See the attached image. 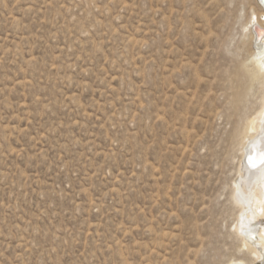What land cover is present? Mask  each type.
I'll use <instances>...</instances> for the list:
<instances>
[{
  "label": "rangeland",
  "instance_id": "374dc122",
  "mask_svg": "<svg viewBox=\"0 0 264 264\" xmlns=\"http://www.w3.org/2000/svg\"><path fill=\"white\" fill-rule=\"evenodd\" d=\"M259 9L0 0V264H264L234 229Z\"/></svg>",
  "mask_w": 264,
  "mask_h": 264
},
{
  "label": "bare ground",
  "instance_id": "6f19581e",
  "mask_svg": "<svg viewBox=\"0 0 264 264\" xmlns=\"http://www.w3.org/2000/svg\"><path fill=\"white\" fill-rule=\"evenodd\" d=\"M257 2L259 11H251L249 22L243 29L252 47V63L264 74V8ZM247 129L249 133L242 149V180L234 189L238 193L236 201L244 210L234 229L241 233L242 247L250 250L257 260L264 253V163L261 162L264 158V102L257 116L249 120ZM250 159L255 162V167L251 166ZM258 221L263 224L255 228L253 224Z\"/></svg>",
  "mask_w": 264,
  "mask_h": 264
},
{
  "label": "snow or ice",
  "instance_id": "6c2138e0",
  "mask_svg": "<svg viewBox=\"0 0 264 264\" xmlns=\"http://www.w3.org/2000/svg\"><path fill=\"white\" fill-rule=\"evenodd\" d=\"M261 162L264 163V158H262ZM250 164H251L252 167L256 166L255 162L252 161L251 159H250Z\"/></svg>",
  "mask_w": 264,
  "mask_h": 264
},
{
  "label": "water",
  "instance_id": "95a60500",
  "mask_svg": "<svg viewBox=\"0 0 264 264\" xmlns=\"http://www.w3.org/2000/svg\"><path fill=\"white\" fill-rule=\"evenodd\" d=\"M260 2V4L262 5V7L264 8V0H258Z\"/></svg>",
  "mask_w": 264,
  "mask_h": 264
}]
</instances>
